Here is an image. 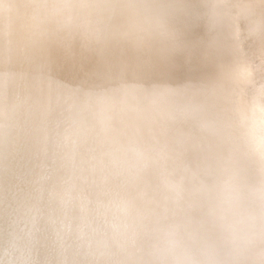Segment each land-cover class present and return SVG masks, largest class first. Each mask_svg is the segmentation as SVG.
I'll return each instance as SVG.
<instances>
[{"label":"bare ground","instance_id":"6f19581e","mask_svg":"<svg viewBox=\"0 0 264 264\" xmlns=\"http://www.w3.org/2000/svg\"><path fill=\"white\" fill-rule=\"evenodd\" d=\"M231 183L264 263V0H0V264H251Z\"/></svg>","mask_w":264,"mask_h":264},{"label":"rangeland","instance_id":"374dc122","mask_svg":"<svg viewBox=\"0 0 264 264\" xmlns=\"http://www.w3.org/2000/svg\"><path fill=\"white\" fill-rule=\"evenodd\" d=\"M205 14V13H204ZM206 16H207V14H205ZM203 17L202 16V20L200 19V21L201 22H199L198 23V27H200L199 28V30H200V32L203 34L202 35V37H200L201 35H199V36H196L197 37V39L198 40H201V39H203L204 40V36H206V37H211L212 35H211V32L209 31L210 29H209V27H208V25H209V23L207 22H205V21H207V17ZM204 19H205V21H204ZM202 23V24H201ZM201 25V26H200ZM205 25H207V26H205ZM204 27H206V29L204 28ZM209 29V30H208ZM203 30H205V32L207 33V34H205V32L203 31ZM203 31V32H202ZM209 32V34H210V36H208V32ZM200 33V34H201ZM199 37H200V39H199ZM209 38H205V40L206 39H209ZM206 41H208V40H206ZM203 42V41H202ZM178 48V47H177ZM128 50H126V52H127ZM125 52V53H126ZM156 58V59H155ZM154 60H149L148 61V63H146V64H148V66H149V68L151 69H154V67L152 66L153 64H155L156 63V60H158V58L154 55V58H153ZM129 60V56H128V58L126 57V55H124L122 58H121V60H120V62L123 64V66H124V68H125V71L123 70V74H125L124 76L126 77V78H128V77H130V74L129 73H131L132 74V71H133V69L134 68H132L133 67V65L131 66L130 64V62L128 61ZM135 63H138V64H140L139 62H140V59L139 60H137V61H134ZM130 63V64H129ZM142 63H143V61H142ZM205 66V65H204ZM205 71V70H204ZM199 72H200V70H199ZM200 74L198 73V74H196L195 76L197 77V79H198V81H202L203 79H201L200 78V76H199ZM131 77L134 79V76H133V74L131 75ZM156 76H154V77H152V78H155ZM151 78V79H152ZM150 79V78H149ZM135 80V79H134ZM135 85H137L136 83H134V86ZM151 85H152V87H155L156 89H157V82H156V78L155 79H153L152 80V82H151ZM180 88V87H179ZM179 88H177V85L175 84V87L174 88H172L170 85H168V90H165V93H167V92H169V95H167V96H169L168 98L170 99L171 97H172V95L174 94H176V92L177 93H179ZM165 93H157V95L158 94H165ZM166 96V95H165ZM171 100V99H170ZM179 102H177V103H175L178 107H180V108H186V110H189L190 108H193V107H200V103L196 100L195 101V104H199V105H196L195 106V104L193 103L192 104V106H188V101H186L185 99H181V100H178ZM184 101V102H183ZM187 102V103H186ZM189 107V108H188ZM202 108H203V106H202ZM195 110H197L196 108H195ZM185 111V110H184ZM60 160V159H59ZM62 162L60 161V164H61ZM232 177V176H231ZM223 178V174H222V176H220V179L221 180H223L222 179ZM227 179L226 180H229L228 179V177H226ZM228 182V181H227ZM234 185V186H233ZM232 185V183H231V186H230V188H229V192L227 191V194L225 195L226 197L225 198H227V199H225V203H222V200L223 199H221L220 200V193H219V191H218V193H217V195H212V194H216L215 192H212L211 193V199L209 198V201L212 203V202H215V203H210L211 205H210V208L213 210V208L215 209V210H217L216 208H217V206H218V210H220V209H224V211L226 212V214H227V216H228V218H232V216H233V218H234V215L235 214H237V215H235V218H236V221H237V224L238 225H236V228H238V234H237V236H235V237H231V236H228L229 238H232V239H230V240H228L229 238L227 237L225 240H224V242L227 244L226 245V247L227 248H229V249H231V252H232V255L234 256V257H232V259L234 260V261H236V262H239V263H241V261H242V257H245V260H243L244 262L246 261H250L251 262V264H253V262H254V264H264L263 262L262 263H260V262H258V261H256V260H259V258L258 259H256V257L254 258V254H255V252L253 251V253H252V251L251 252H247V251H245V250H247V248L244 246V243H243V239H244V236L245 237H248V236H246L245 234L243 235V233H242V231L240 230L241 229V224H239L238 223V220H240L241 219V217H242V219H243V214H244V209H245V207L243 206V198H242V196H241V194H240V192L237 190V185H236V183L235 184H233ZM236 186V187H235ZM232 187V188H231ZM231 189L233 190V191H231ZM237 190V192L235 191V190ZM213 191V190H212ZM234 195H233V194ZM237 193H238V195H240V196H237ZM230 195H231V197H230ZM219 196V197H218ZM228 196V197H227ZM233 196V197H232ZM235 196H237V197H235ZM209 197V196H208ZM218 197V198H217ZM229 197H230V200H228L229 199ZM241 199H240V198ZM215 198V199H214ZM234 198H236V199H234ZM238 199H240L242 202L241 203H239L240 201L238 200ZM218 200V201H217ZM219 200L221 201V202H219ZM238 201V202H236V201ZM222 204V205H221ZM224 204V205H223ZM239 204V205H238ZM214 205V206H213ZM217 205V206H216ZM227 205V206H226ZM220 206L222 207V208H220ZM230 206V207H229ZM233 206V207H232ZM227 207L228 208H231V209H227ZM242 207V208H241ZM208 208H209V206H208ZM233 208V209H232ZM239 208V209H238ZM236 209V210H235ZM207 210H209V209H207ZM212 210H211V212H212ZM235 210V211H234ZM242 211V212H240V211ZM228 211H229V213H228ZM236 211H238V213L236 212ZM236 212V213H235ZM232 215H231V214ZM238 214H242L241 216L240 215H238ZM226 216V217H227ZM237 218H239V219H237ZM207 219V218H206ZM205 220V219H204ZM208 220V219H207ZM254 221V220H253ZM75 223H76V221H75ZM78 223V222H77ZM76 223V224H77ZM79 224V223H78ZM99 221H98V223H97V225H95L94 224V227H93V229L92 230H94V229H96L95 227H97V229L99 230ZM252 225H253V227H252ZM249 228H248V231L250 230L251 232L253 231V234H257V232H258V224H257V229L255 228V222H253V224H252ZM223 228H224V230H222V232L223 233H229V231H230V229L227 227V225L226 226H223ZM219 229V228H218ZM254 229H255V232H254ZM234 230H235V228H234ZM221 231V230H220ZM80 235H83L81 232H80ZM160 234H158V235H156L155 237H151L150 239H148L149 241L147 242V241H142L141 243L142 244H140V245H138L139 244V241H138V239L135 241V242H130V245H129V249H131L132 251H133V253H134V256H135V259H128V260H124V262H122L121 261V264H137V263H139L141 260H145V262H146V264H172L173 262H170V261H167L168 259V257L166 258V259H161V258H153V257H151L150 258V256L148 257L147 255H145L144 253L146 252V248H148V245H149V243H150V241L152 240V243H154V245H155V248L156 247H158L159 246V244H157L156 245V243L154 242V240L156 241L157 239H158V236H159ZM226 235H228V234H226ZM241 235V236H240ZM84 236V238H86V236L85 235H83ZM240 238H242L241 240H240ZM240 241H239V240ZM83 240V239H82ZM88 240V239H87ZM228 240V241H227ZM232 240V241H231ZM235 240H238V242L237 241H235ZM158 241V240H157ZM231 241V242H230ZM239 242H241V243H243V244H241V243H239ZM127 243H128V241H127ZM230 243H231V246H230ZM96 245H97V242L95 243ZM138 245V246H137ZM146 245H147V247H146ZM241 245V246H240ZM244 246V247H243ZM235 247H236V249H235ZM238 247V248H237ZM241 247V248H240ZM137 248H139V250H137ZM240 248V249H239ZM243 248H245L244 249V251L242 250ZM238 249L239 250H241V251H243V252H241V251H238ZM234 253V254H233ZM242 253V254H241ZM235 254H238L237 256L235 255ZM244 254H246L245 256H244ZM249 254V255H248ZM251 254H252V256H253V258L251 257ZM6 255V256H5ZM243 255V256H242ZM241 256V258H237V257H240ZM251 257V258H249V257ZM139 257L141 258V259H139ZM120 258L121 257H119V259H118V262H120ZM249 258V259H248ZM198 259V260H197ZM236 259V260H235ZM239 259V260H238ZM247 259V260H246ZM252 259V260H251ZM255 259V260H254ZM195 260V259H194ZM254 260V261H253ZM138 261V262H137ZM196 261H197V263L196 264H199V263H203V261H204V257H200V256H198V257H196ZM242 261V262H243ZM248 261V262H249ZM94 262L96 263V264H98V262L99 261H95L94 260ZM144 262V263H145ZM1 263L2 264H15L14 263V261L12 260V258H11V256L9 255V254H4L3 256H2V258H1ZM209 263V262H208ZM207 263V264H208ZM206 264V263H205Z\"/></svg>","mask_w":264,"mask_h":264},{"label":"clouds","instance_id":"9594fccd","mask_svg":"<svg viewBox=\"0 0 264 264\" xmlns=\"http://www.w3.org/2000/svg\"><path fill=\"white\" fill-rule=\"evenodd\" d=\"M164 26H163V24L161 25V28H163ZM163 34V33H162ZM237 196H238V194H237ZM189 264H195V261H192V260H190L189 261Z\"/></svg>","mask_w":264,"mask_h":264}]
</instances>
